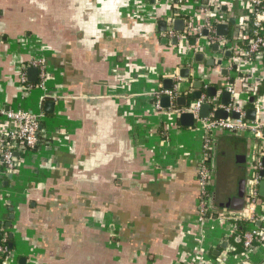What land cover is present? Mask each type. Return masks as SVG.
Here are the masks:
<instances>
[{
  "label": "crops",
  "instance_id": "0c3cea01",
  "mask_svg": "<svg viewBox=\"0 0 264 264\" xmlns=\"http://www.w3.org/2000/svg\"><path fill=\"white\" fill-rule=\"evenodd\" d=\"M219 2L215 27L228 25L221 38L239 46L247 0ZM194 10L193 0H0V105L42 113L46 136L0 185L9 264H264V245L246 258L235 253L228 222L199 223L203 134L195 121L180 122L191 113H173L202 99L208 117L230 105L254 109L248 121L261 125L264 140V60L235 64L233 51L197 39L186 30ZM37 56L50 75L45 98L19 83L22 73L38 81L29 67ZM242 76L258 81L255 94ZM253 146L247 136L216 135L209 164L217 216L237 213L225 204L247 181Z\"/></svg>",
  "mask_w": 264,
  "mask_h": 264
},
{
  "label": "built area",
  "instance_id": "2783aa9c",
  "mask_svg": "<svg viewBox=\"0 0 264 264\" xmlns=\"http://www.w3.org/2000/svg\"><path fill=\"white\" fill-rule=\"evenodd\" d=\"M193 4L195 7L194 16L187 21L186 30L196 35L197 39L203 38V30H207L208 35L204 39L206 45H217L222 53L233 51V62L235 64L255 58H264V37L260 35L264 30V0H247V14L242 15L239 19L237 23L238 36L233 39L239 43V46L235 45L233 48L229 47L227 40L215 34V17L213 13L218 12L221 4L219 0H193ZM168 35L172 37L173 32L171 29L168 31ZM29 67L37 69L38 81L35 84L28 83L25 73H22L19 83L27 91H38L45 98L47 96L46 82L50 76L47 72L45 58L42 56L31 58ZM240 79L244 89L250 94H255L257 81L249 80L248 82L245 76ZM228 91L233 95L234 91L231 87L228 88ZM155 99L154 107L159 109V95H156ZM214 102L212 101L211 104H214ZM204 104L210 103L202 99L193 104L188 110L173 112L177 115L183 112L191 113L203 134L202 157L197 172L199 183L198 221L201 224L207 221L228 222L230 225L227 234L229 238L233 237L238 224L244 223L245 229L241 236V242L244 248L243 255L246 258V255L255 246L264 244V197L259 196V184L264 180L260 175V172L264 170L261 162V159L264 158V140L262 139L261 125L257 122L247 121L244 110L236 105H230L226 110L228 113L235 112L238 114L237 119L217 120L213 115L202 119L199 117V110ZM42 118L43 115L39 112L6 109L3 105H0V185L9 175H18L24 157L45 143L46 136L44 130L40 128ZM218 133L247 136L254 141V146L252 156H250L251 161L246 181L244 209L241 212L214 217L213 176L209 163L214 150V140ZM257 224L259 225L257 226ZM5 231L6 229L0 230V257L5 256L3 264H9L10 251L5 245ZM233 250L232 246L228 248V252ZM198 264L211 263L201 261Z\"/></svg>",
  "mask_w": 264,
  "mask_h": 264
},
{
  "label": "water",
  "instance_id": "95a60500",
  "mask_svg": "<svg viewBox=\"0 0 264 264\" xmlns=\"http://www.w3.org/2000/svg\"><path fill=\"white\" fill-rule=\"evenodd\" d=\"M173 26H174V29L178 30V31H182L183 30V27H184V22L180 19H175L174 22H173ZM227 32H228V25L226 24H222V23H219L216 25L215 27V34L217 36H220V37H224L227 35ZM208 33L207 31H204L203 32V36H207ZM218 46L217 45H213V49H216ZM229 52L227 51L226 55H228ZM195 61L196 62H200L202 60V55L201 54H196L195 55ZM236 68V67H235ZM32 71H36V69H29L28 70V74ZM29 80L31 77V75H29ZM181 78H184L183 75H181ZM28 80V81H29ZM166 87V86H165ZM214 92H210L209 95L210 96H213ZM193 99L194 100H199L200 99V94L199 93H196L194 94L193 96ZM223 97H224V101L222 103V105L224 106H228L229 105V101L227 100L229 98V94L224 92L223 93ZM167 99L164 98L162 99L161 101V104L163 106V103H167ZM178 103H181L183 102V99H177ZM45 107L46 109H49V111L52 109L53 107V103L52 102H49V103H46L45 104ZM200 114H199V117L203 118V117H206L208 112H209V105H202L200 107ZM231 115L232 119H237L238 118V114H236L235 112H231V114H229L228 112H226L225 110L223 109H216L214 111V118L217 119V120H227L229 119V116ZM208 117V116H207ZM206 117V118H207ZM245 119L248 121H254L255 120V110L254 109H251V110H246L245 111ZM194 117L192 114H182L180 115V122L182 123V125L184 126H187V127H191L193 126L194 124ZM40 128H41V125H40ZM261 162H262V165L264 167V158L261 159ZM260 175L263 177L264 179V170L260 172ZM245 188H246V180L245 179H242L239 181L238 183V187H237V191H236V194L228 201L227 204H225V211L227 210H230L231 212H241L244 207H245ZM259 196L261 198L264 197V180H262L259 184ZM263 213H264V207H263ZM259 224H257L258 226Z\"/></svg>",
  "mask_w": 264,
  "mask_h": 264
},
{
  "label": "trees",
  "instance_id": "16d2710c",
  "mask_svg": "<svg viewBox=\"0 0 264 264\" xmlns=\"http://www.w3.org/2000/svg\"><path fill=\"white\" fill-rule=\"evenodd\" d=\"M246 12H247V10L244 12V14H247ZM260 35L264 37V30L260 33ZM262 60H264V58ZM257 84H258V81H257ZM45 143H46V140H45ZM215 216H217V214L214 211V217ZM2 229H6V223L0 221V230H2ZM244 229H245V224L244 223L243 224H238V227H237L233 237L230 239L232 244L236 247L235 253L236 252L237 253H244V248H243L242 242H241V236H242V233H243ZM1 235H2V233H1ZM5 235H6V237H5V245H6L7 249H8V251L11 252V247H10L11 239L9 238L7 232L5 233ZM4 258H5V256L0 257V264H3Z\"/></svg>",
  "mask_w": 264,
  "mask_h": 264
},
{
  "label": "rangeland",
  "instance_id": "374dc122",
  "mask_svg": "<svg viewBox=\"0 0 264 264\" xmlns=\"http://www.w3.org/2000/svg\"><path fill=\"white\" fill-rule=\"evenodd\" d=\"M231 135H233V134H231ZM233 136H236V135H233ZM264 245V244H263Z\"/></svg>",
  "mask_w": 264,
  "mask_h": 264
}]
</instances>
